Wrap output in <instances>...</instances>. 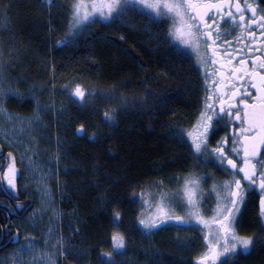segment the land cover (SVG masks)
<instances>
[{"label":"trees","instance_id":"16d2710c","mask_svg":"<svg viewBox=\"0 0 264 264\" xmlns=\"http://www.w3.org/2000/svg\"><path fill=\"white\" fill-rule=\"evenodd\" d=\"M72 2L4 0L10 5L6 22L0 6V76L17 95L5 107L20 117H39L34 120L41 148L58 172L53 190L64 253L57 264H100L107 259L102 252L113 250V231L126 238L125 249L114 254L116 264H196L204 250L200 229L170 221L148 234L138 225L137 196L161 181L167 188L179 176L217 177L216 163L194 156L187 136L183 142L173 136L177 128L190 131L203 108V74L191 55L182 50L178 57V47L164 42L169 23L138 10L97 21L57 44ZM76 84L86 91L83 103L71 95ZM113 87L115 98L108 95ZM106 111L116 119L106 122ZM80 125L83 135L77 133ZM14 196L34 199L19 186ZM113 209L121 213L119 226ZM254 218L249 201L239 220L241 235L258 234ZM20 222L14 224L21 232ZM226 264H264V245Z\"/></svg>","mask_w":264,"mask_h":264},{"label":"snow or ice","instance_id":"6c2138e0","mask_svg":"<svg viewBox=\"0 0 264 264\" xmlns=\"http://www.w3.org/2000/svg\"><path fill=\"white\" fill-rule=\"evenodd\" d=\"M0 6L4 9L2 20L7 21V9L10 5L5 4L4 0H0ZM225 6L228 9L233 7L231 0H204V2H193V0H73L71 7V15L67 25V31L62 40H57V44L64 41H70L72 38L81 34L90 25L97 22L96 17L105 20H115L129 10H138L144 12L147 10L148 18L154 22L163 19L169 22L168 30L165 34V43L171 45L174 41H179L181 45L189 49L196 57L197 63H207L208 53L211 51L216 55V47L222 33L217 26L216 16H209V12L215 10L216 15L221 19L226 15L229 20L233 21L235 27L244 28L245 24H256L259 20V27L264 29V15L257 17V12H264L258 6L247 3L245 0L244 7L240 3H235L234 7L236 13H239V19L232 11H223ZM245 11L252 13V18L245 21ZM205 17L212 20V24H208ZM227 20H225V24ZM216 27L215 33L213 28ZM233 27V31L235 30ZM253 35L252 32L248 33ZM227 43V41H225ZM203 53V54H201ZM176 56L182 55V49L176 48L174 51ZM257 59H260L257 57ZM216 63L215 60L212 61ZM244 60L240 61L241 71L252 79H259V85L252 84L256 88L257 98L252 104L246 102L245 99H240L237 104H231L232 97L237 95L232 93V97L225 101L220 98V112L224 113V104L229 103V110L226 115L240 122L239 135L232 138L231 153L240 156L242 151V162L238 163L236 159L232 158L225 144L227 138H221L215 147L209 146L210 133L213 125L218 123V113H216L212 103V96H207L205 99L204 109L200 112L197 118V123L193 126L195 133L185 131L177 128L173 131V136L178 142H183L187 136L191 140L190 147L194 150V156H204L210 161L215 160L218 167L228 166L225 171L231 177L222 183L214 182L210 194H215L216 205L212 209L214 215L209 219L206 218V213L202 211L204 208L203 188L201 178L192 177L185 179L182 187L175 192H165L163 190V182H158L155 187L160 189L158 193L141 192L142 203H148L145 196L150 197L156 204V215L151 218H139L138 223L143 227L148 234H151L152 229L157 227L158 223L164 220H175L181 224L191 225L193 221L201 224L204 228H208L209 232L203 236L204 250L196 259V264H226V261L221 260V256L225 254H232L237 252L238 247L243 250H248L250 247H255L258 243L264 245V75H260L255 71L249 73L246 68H243ZM254 67L257 65L253 61ZM258 67L264 69V60H261ZM235 75V72L232 73ZM219 88V85H217ZM234 87V85H233ZM11 89L6 93L2 86H0V96L9 94ZM116 88L113 87L108 95L115 98L114 93ZM71 95L80 98L78 103H83L86 99V91L79 84H76L72 89ZM93 91H88L87 96H94ZM226 95V94H225ZM123 99V97H121ZM146 103V101H144ZM242 105V108L239 106ZM234 109V112H233ZM6 110L3 105H0V114ZM38 111V109H37ZM223 117H219L222 119ZM8 119H12L11 116ZM18 119V118H17ZM32 119H39L34 114ZM116 119L114 112H105L104 120L111 122ZM31 123V120L29 121ZM86 131L84 125H80L77 133L83 135ZM239 145V147H237ZM9 163L6 169L0 167V181L6 182L3 191L15 192L17 169L15 159L12 153H8ZM255 161V162H254ZM259 165V167H257ZM247 182V183H244ZM259 189V217L261 224L259 227V234L239 235L236 231L235 223L237 214L241 212V205L245 203L246 190L251 188ZM247 195H252L248 192ZM13 198H18L14 196ZM17 207H23L17 205ZM186 212V215H176V209ZM112 221L119 226L121 223V213L113 209ZM214 229V230H213ZM10 231V229H9ZM27 243L21 246L20 252H30L33 258L36 259L38 252L33 249V241L25 238ZM112 251L102 252V256L107 259H101L100 264H116L114 254H121L119 250L125 249L126 238L122 232L113 231L111 235ZM59 246V243L58 245ZM13 264H21L20 261L13 259Z\"/></svg>","mask_w":264,"mask_h":264},{"label":"rangeland","instance_id":"374dc122","mask_svg":"<svg viewBox=\"0 0 264 264\" xmlns=\"http://www.w3.org/2000/svg\"><path fill=\"white\" fill-rule=\"evenodd\" d=\"M144 13L148 14L147 10H145ZM96 19L98 22L103 23L111 21L102 19L98 16ZM159 21L164 20L159 19ZM167 23H170V21ZM173 43L191 55L197 66L201 68V63H197L195 55L189 49L181 45L179 41H174ZM1 65L2 64L0 60V69H2ZM1 74L2 70H0V75ZM0 86L3 87L6 93L10 89L4 84L1 76ZM13 95L17 96L11 90L9 94L0 96V105H3V108L6 110L3 114H0V144L6 149L8 153L11 152L15 159V165L19 171V175L16 180L17 187L19 186L21 192H25L26 195L27 193H30L31 197H34L32 200L36 203L33 204L30 211L27 212L26 217L21 220L20 223H18L19 227L21 228V243L13 247L9 252H7V254H5L1 264H13L14 258L17 261H20L21 264H57L58 260L64 253V247L59 233L61 214L54 201L55 198L53 190V185H58L55 177L58 175V172L55 170L54 160L47 158L45 154L46 152L41 148L40 139L38 138L36 132L37 128H35V120L32 118H24L14 115L6 109L5 102L8 97ZM9 116L12 117L11 120L8 119ZM30 120L31 123H29ZM196 123L197 119L195 124ZM190 132L195 133V128L192 127ZM188 139L190 140V138ZM189 143L191 144V140ZM205 159L209 160L206 157ZM211 161L216 163L215 160ZM7 162L9 163L8 154ZM192 177L201 178L204 201V208L202 211L206 213V218H208L210 222V218L214 215L212 209H214L216 205V196L215 194H210V190L214 182H219V179L216 176L203 174L179 176L175 179H172L171 182L167 184V188L163 187V190L165 192H175L178 188L182 187L183 181L185 179H191ZM3 187H5V182ZM153 187V189L147 187L143 191L152 193H158L160 191V189L156 188L155 186ZM137 199L142 207V212L139 218H151L156 215V204L151 200L150 197L145 196V199L149 201L148 203H142L141 193L138 194ZM176 215L184 216L186 215V212L177 208ZM170 221L175 220H164L162 223L165 224ZM162 223H158L157 227ZM190 226L200 229L202 240L203 236L209 232L208 228H204L203 225L197 224L195 221H193ZM139 227L143 228L141 225H139ZM156 228H153L152 230ZM26 237L33 241V249L38 252L36 259L33 258V254L30 252L19 251L21 246L27 243L25 239ZM58 243L59 246H57ZM204 243L205 242L203 240V244ZM251 249L252 247H250L248 250H243L242 248L238 247L237 252L225 254L221 256L220 259L224 261L231 260L240 253L245 254ZM217 264H220V262L217 261Z\"/></svg>","mask_w":264,"mask_h":264},{"label":"flooded vegetation","instance_id":"af4514ba","mask_svg":"<svg viewBox=\"0 0 264 264\" xmlns=\"http://www.w3.org/2000/svg\"><path fill=\"white\" fill-rule=\"evenodd\" d=\"M193 2L202 3L204 0H193ZM231 2L233 7L228 9V7L225 6L223 11L225 13L229 10L232 11L238 20L239 13H236L234 5L238 2L241 7H244L245 0H231ZM247 3L258 6L260 9H264V0H247ZM244 15L246 22L252 18V13L250 11H245ZM256 15L257 17H260L261 15H264V12H257ZM209 16H216V27L223 25V27H219V30L222 33H225L218 41V45L214 46L216 47V55H213L210 51L206 58L207 63H201L200 68L203 72L205 89L203 107L205 105L206 97L210 95L213 99L209 101V103L213 104L216 113H218V117H214V119H218V123L213 125L209 140V144L211 141H215V143L214 145L209 146L215 147L217 142L221 141V138L226 137L227 143L224 146L226 150L231 153L233 147L232 138L234 134L237 136L239 135L238 130L241 125L239 121L234 119V116L233 118H229L226 113L229 110V103L237 104L242 98L249 104L256 101L257 91L256 88L252 87V84L256 83L259 85V79L258 77L252 79L250 76L245 75L244 72L240 70L242 67L240 61L244 60L245 63L243 68H246L249 73L255 71L260 75H264V69L258 67L260 61L264 60V29L259 27V20H257L256 24L249 25L246 23L244 28H240L235 27L233 21L229 20L226 15L221 19L219 15H216L215 10L209 12ZM205 19L208 24H212L211 19L208 17H205ZM225 20H227L226 24ZM216 27L213 28L214 33ZM233 27H235L234 31ZM249 32H252L253 35L249 36ZM225 41H227V43H225ZM257 57L260 59H257ZM213 60L216 61L215 64L212 63ZM253 61H255V64L257 65L256 67H254ZM233 72H235V75L232 74ZM217 85H219V88ZM233 92L237 93L235 97H232ZM221 97L225 101H228V98L232 97L229 103L224 104V113L220 112ZM239 106L242 108V105ZM219 117L223 118L219 119ZM237 147H239V145H237ZM262 151H264V148H262ZM231 155L238 163L242 162V151L240 156H237L235 153H231ZM7 164V155H5L3 146L0 144V167L6 169ZM227 167L226 164L224 167H218L216 162L217 177L220 183L231 178L225 171V168ZM257 167H259V165ZM3 186L4 181H0V220L4 218L6 221L5 225H0V255H3L6 251L9 249L11 250L13 247L21 243V232L16 228L14 222L17 220H23L34 204L33 200H28L27 197L25 199H13V194L10 190L9 192L3 191ZM248 192H251L252 195H247ZM249 201L254 204V220L256 222V229L254 231L259 234V227L262 222L259 217V189L254 187L246 190L245 203L241 205V212L237 214L235 227L239 235H241L239 220ZM17 205H22L23 207H17Z\"/></svg>","mask_w":264,"mask_h":264}]
</instances>
